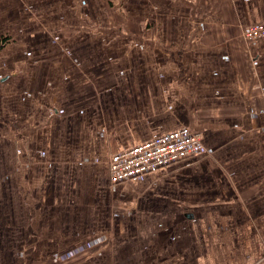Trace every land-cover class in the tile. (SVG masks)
I'll return each mask as SVG.
<instances>
[{
  "label": "crops",
  "instance_id": "0c3cea01",
  "mask_svg": "<svg viewBox=\"0 0 264 264\" xmlns=\"http://www.w3.org/2000/svg\"><path fill=\"white\" fill-rule=\"evenodd\" d=\"M114 3L158 9L163 52L115 51ZM227 20L264 24V0H0L10 198L54 222L9 241L12 261L38 245L55 264H264V41L246 66L225 43L211 52ZM182 126L202 152L111 181L114 152Z\"/></svg>",
  "mask_w": 264,
  "mask_h": 264
},
{
  "label": "rangeland",
  "instance_id": "374dc122",
  "mask_svg": "<svg viewBox=\"0 0 264 264\" xmlns=\"http://www.w3.org/2000/svg\"><path fill=\"white\" fill-rule=\"evenodd\" d=\"M103 16H106L104 18H109L108 22L103 26L112 28V30H115L113 33L119 35L116 36V42L114 44L115 51L163 52L161 50L163 49V46H165V40L167 39V37H163V35L166 33L165 29H167V24L164 25L158 21V9L154 11L151 8H145L143 13H140L139 17H133V14L126 13L122 4L116 5L114 3L113 8L110 11L108 10L106 15L103 13ZM203 18H205V16H202V21H197L193 26L196 33L200 31L199 27L201 28L204 26L205 20H203ZM168 27L171 28L170 25H168ZM251 27L252 26L246 28L240 20L234 22L227 20V22L221 24V26L216 24L215 32L213 33L215 38L213 39L211 37V39H208L209 44H216L215 48H211V52H224L222 49L218 50V48H223L225 43L227 46L226 52H231V50L237 52L236 54L239 56L240 64L242 61L243 66H246L247 62H250L251 56H253V47L251 43L254 45L257 43L256 41L259 42V40H261L258 44L259 48V45L264 41V34L259 37H251L247 34V30ZM211 29H213V27H211ZM198 35L200 34L198 33ZM192 46V43L188 45L189 48ZM245 74L246 72L243 70V75ZM7 139L8 138L5 137L0 138V159L2 160V162L0 160V225L3 226V231L5 232L2 237L4 245L0 248V251H6L8 254H3V257L5 258L4 260H2L0 256V264H19L14 260L12 261V249L9 247V241H15L14 243H23L26 241L30 236L26 229L28 224H33L35 226L38 235L41 232L42 236H49L51 235V232L48 231L52 229L54 222H45L42 224V217H51L52 214L50 215V212L52 209H46L45 212H40V202L21 201L20 199L19 202H15L16 195L13 199L10 198L12 174L8 160L10 154L3 152V147H1L5 142L4 140ZM17 204H19L21 208L20 218L15 210ZM14 215L18 217V220ZM26 222L27 224H25ZM40 226H42V228H40ZM43 230L46 232H42ZM36 246V249L31 252V255H23L21 264L26 263V258H29L30 260L28 264H55L52 261L40 258L46 250L42 246ZM32 254H38L39 258H35ZM56 264H58L57 260ZM66 264H74V260Z\"/></svg>",
  "mask_w": 264,
  "mask_h": 264
},
{
  "label": "built area",
  "instance_id": "2783aa9c",
  "mask_svg": "<svg viewBox=\"0 0 264 264\" xmlns=\"http://www.w3.org/2000/svg\"><path fill=\"white\" fill-rule=\"evenodd\" d=\"M247 34L251 37L261 36L264 34V24L252 26ZM203 150L202 134L182 126L114 152L109 159L110 179L112 182L129 180Z\"/></svg>",
  "mask_w": 264,
  "mask_h": 264
}]
</instances>
